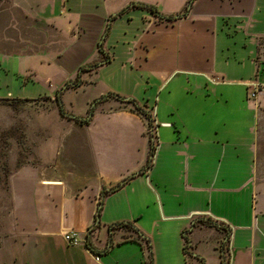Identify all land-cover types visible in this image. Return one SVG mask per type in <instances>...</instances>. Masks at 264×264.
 <instances>
[{"label":"crops","instance_id":"0c3cea01","mask_svg":"<svg viewBox=\"0 0 264 264\" xmlns=\"http://www.w3.org/2000/svg\"><path fill=\"white\" fill-rule=\"evenodd\" d=\"M164 1L9 0L0 15L21 14L29 28L42 29L45 40L56 35L60 43L65 40L55 59L38 56L43 70L56 64L64 72L62 64L70 59L78 73L102 60V47L111 61L95 74L119 60L125 75L158 90L180 75L210 97L218 95L220 83L243 86L252 81L257 65L264 63V0H193L185 16L169 22L132 7L155 6L160 15L176 16L189 2L168 0L179 4L174 10L163 6ZM30 37L32 54L35 41ZM37 44L44 46L47 40ZM13 51L0 44V66L10 67ZM231 68L240 71L241 79L230 78ZM246 69L250 72L244 74ZM54 76L40 79L52 82ZM259 80L264 85V65ZM6 86L0 99L14 97ZM220 93L227 100L234 95ZM211 107L198 114L196 124L160 117V106L156 113L150 107L158 142L151 167L147 122L125 111L97 112L81 128L87 131H79L72 170L20 173L13 192L15 228L1 242L0 264H148L149 259L152 264H181L184 233L191 240L193 264H201L198 245L201 238L215 235L209 226L213 222L229 229L234 239L238 232L249 233V244L233 249L230 264H257L259 232L264 238V125L258 132L249 107V122L229 130V123L214 118L220 110ZM130 176L100 204L105 189ZM257 192L261 196L254 205ZM66 232L77 235V245H69ZM88 235L100 254L87 248ZM109 241L112 247L105 254Z\"/></svg>","mask_w":264,"mask_h":264},{"label":"rangeland","instance_id":"374dc122","mask_svg":"<svg viewBox=\"0 0 264 264\" xmlns=\"http://www.w3.org/2000/svg\"><path fill=\"white\" fill-rule=\"evenodd\" d=\"M162 5L168 9L176 10L179 4L165 0ZM8 6L9 0L0 1V9ZM28 26L29 24L21 14L5 12L0 15V44L13 47L14 51L11 54L15 55L14 61L10 62V67L8 64L0 66V95L5 93L2 89L7 90V84L10 92L14 95L12 98L0 99V245L2 240L12 235L15 228L16 200L13 192L17 187L20 173L38 171L43 174H60L63 171L64 174L68 169H73L72 164L74 158L77 157L75 144L78 142L79 131L82 127L88 126V124L77 121V118H88L91 112L92 116L97 112L110 113L112 111H125L138 115L147 122L145 134L151 142L149 155L151 147L154 148L155 153L158 143L154 131L156 126L153 124V110L150 108L152 106L155 113L160 106V117L169 115L171 120L183 119L196 124L198 114L213 105V108L220 110V113H217L214 118L219 119L222 123H229V130H237L241 123L249 122L250 111L248 109L251 108L255 128L258 132L263 128L264 92L258 98V108H255L253 102L247 98L248 86L246 85L220 83L218 95L210 97L207 96L208 94L204 96L198 92L195 89L194 81L188 80V76L180 75L176 79L168 81L167 89L158 90L155 87L144 85L136 76L129 78L125 75L120 68L119 60L115 65H104L97 74L94 73V70L90 71L89 68L77 73V69L72 66L70 59H68L69 62L62 64L65 68L64 72L57 70L56 64L52 65L50 69L43 70L38 56L48 57V60L55 59L65 46V40L62 39L63 42L60 43L57 35L50 36L46 39L47 44L42 46L37 44L39 41L46 42L42 29H31ZM30 34L33 35L35 41V47H33L35 51L32 54L29 52V42L32 41ZM261 50L264 54V46ZM30 56L32 58H27ZM88 58L92 60L95 56L90 55ZM104 58L103 56L102 60ZM96 59L98 60V58ZM263 65L264 63L257 65L260 70L258 69V73L256 67L252 81H260ZM231 70H235L232 73L234 77L231 76V79H241L242 75L237 76L240 71L238 72L234 68ZM250 70L242 71L247 74ZM22 72H26V75L19 78ZM6 74H10V79L6 78ZM49 74L57 75L53 78L55 81H41L40 78H45ZM77 76L81 81V86L76 88L73 85L77 82ZM69 78H72L71 82L74 84L68 86L67 82L60 86ZM226 91H231L234 94L228 97V100L225 96L220 95V92ZM56 93L61 95L64 115L59 111L60 106ZM115 93L122 98L129 97L135 100L140 110L133 103L122 102L120 98L109 96ZM89 118L93 121L91 116ZM152 160L154 157L151 159L149 156L147 164L150 167ZM260 196L258 192L255 194L254 205L258 203L257 199ZM263 196L264 194L262 195L264 200ZM199 221L195 222L199 223ZM213 223L218 227L222 226L217 222ZM209 226L214 227L215 235L208 234L207 240L201 238L202 243L198 245L201 256L204 258L202 260L204 264H221L222 257L226 264H230L233 249L250 242L247 232L248 235L245 236L244 232H238L234 239L229 229L226 230L225 227L219 229L210 224ZM199 234L200 236L206 235L205 232ZM184 236L189 238L187 233H184ZM261 237L259 232L257 264H264V238L261 239ZM218 242L220 243L218 244ZM186 257L187 259H185ZM180 262L181 264H193L192 256H185L181 250ZM148 264H152L151 259Z\"/></svg>","mask_w":264,"mask_h":264},{"label":"trees","instance_id":"16d2710c","mask_svg":"<svg viewBox=\"0 0 264 264\" xmlns=\"http://www.w3.org/2000/svg\"><path fill=\"white\" fill-rule=\"evenodd\" d=\"M0 1L3 2V1H6V0H0ZM7 1H8V0H7ZM192 3H193V0H189L188 5H187L186 10L184 11V13H181V14L176 15V16H174V15H173V16H163V15H160L159 12H158V9H157L155 6L141 5V4H132V7H133V8H141V10H147V11L151 12V14L157 16L158 19L169 22V21H176V20L180 19L181 17L185 16V14L188 13V11H189V7L191 6ZM130 8H131V7H130ZM128 9H129V8H128ZM124 12H127V9H126V10L124 9V10H123L122 12H120L117 16L122 15ZM114 19H115V18H111V20H114ZM99 52H100V54L103 55L105 58H104L103 60H101L100 62H97V63H95V64H93V65H91V66L88 65V66H86V67H82V69H81L82 71H83L84 69H88V68L90 69V71H93V70L99 68V66L103 65L104 63H107V64L110 63L111 58H110V57H107V55L104 53V50L102 49V47L99 48ZM78 76H79V74H78ZM78 76H77V82H76V84H74L73 82H69V83H67L68 86L74 84V85H73L74 87H76V88H77V87H80V86H81V85H80L81 81L78 79V78H79ZM109 96H114V97L120 98V100H122V102L125 101V102H127V103H133V104L135 105V107H136L138 110H140V109H139V106H138V104H137V102H136L135 100H133V99H125V98H122V97L119 96V95H109ZM56 98H57V100H58V104H59V106H60L59 111H60V113H61L62 115H64L63 107H62V105H61V95H60L59 93H56ZM92 115H93V114H92V112H91L90 116L92 117ZM90 116H89V117H90ZM89 117H88V118H84V119H83V118H77L76 120H77V121H80L82 124H90L91 119H90ZM150 144H151V142H150ZM149 156H151V159L154 157V148H153V147H151V153H150ZM148 166H149V165H148ZM132 177H133V176L128 177V178L125 180V182L118 183L115 187H113V188H111V189H109V190H108V189H105V190L102 192V198H101L100 204L103 203V201H104V197H105L106 194L111 193V192H115V191H117L118 189H121V188L124 186V184H125L128 180H130ZM100 210H101V208L99 209V212H98L97 218L100 216ZM128 225L130 226L131 224H130V223H128V224H120L119 226H128ZM211 225H213V226H215V227H218L217 224H214V223H211ZM222 227H225V226L222 225V226H219L218 228L221 229ZM225 228H226V227H225ZM111 229H113V226L110 227V230H111ZM184 239H185V241H186V243H185V245H184V253H185L186 255H190L189 249H190V243H191V240H190L189 238H187L186 236H184ZM91 241H92L91 236L88 235V236H87V240L85 241V244H86L87 248H88L90 251L94 252V253L100 254L101 251L98 250L97 248H95V247L93 246V244H92ZM147 241H148V240H147ZM148 242H150V241H148ZM148 242H147L148 248L151 250V244H149ZM111 247H112V242L109 241V246H108L107 249L104 251V253L107 254V253L109 252V250H110ZM151 256H152V253H151ZM201 264H203V262H201ZM221 264H226V263L224 262L223 257H222Z\"/></svg>","mask_w":264,"mask_h":264},{"label":"built area","instance_id":"2783aa9c","mask_svg":"<svg viewBox=\"0 0 264 264\" xmlns=\"http://www.w3.org/2000/svg\"><path fill=\"white\" fill-rule=\"evenodd\" d=\"M262 64L263 63H261V65ZM258 69L259 67H257V72L259 73ZM246 86H248V100L253 102L255 108H258V98H260L261 93L264 92V85L256 81H250L246 83ZM64 235L69 245H77L79 239L75 233L66 232Z\"/></svg>","mask_w":264,"mask_h":264}]
</instances>
